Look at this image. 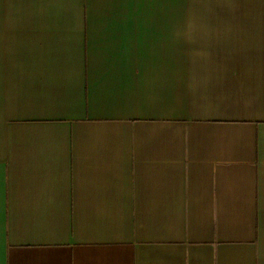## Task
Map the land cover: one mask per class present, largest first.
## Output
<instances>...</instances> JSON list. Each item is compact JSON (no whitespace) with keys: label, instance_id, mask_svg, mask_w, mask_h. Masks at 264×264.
I'll list each match as a JSON object with an SVG mask.
<instances>
[{"label":"crops","instance_id":"0c3cea01","mask_svg":"<svg viewBox=\"0 0 264 264\" xmlns=\"http://www.w3.org/2000/svg\"><path fill=\"white\" fill-rule=\"evenodd\" d=\"M0 264H264V0H0Z\"/></svg>","mask_w":264,"mask_h":264},{"label":"rangeland","instance_id":"374dc122","mask_svg":"<svg viewBox=\"0 0 264 264\" xmlns=\"http://www.w3.org/2000/svg\"><path fill=\"white\" fill-rule=\"evenodd\" d=\"M166 13L165 15H162L163 18H177V12L171 11V12H164ZM157 18H162L161 13H158L156 15Z\"/></svg>","mask_w":264,"mask_h":264}]
</instances>
